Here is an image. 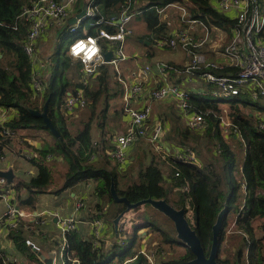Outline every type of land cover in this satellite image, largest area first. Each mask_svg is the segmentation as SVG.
<instances>
[{"label": "trees", "instance_id": "obj_1", "mask_svg": "<svg viewBox=\"0 0 264 264\" xmlns=\"http://www.w3.org/2000/svg\"><path fill=\"white\" fill-rule=\"evenodd\" d=\"M34 1L0 0V106L16 111L5 124L14 132L26 128H44L52 134L53 143L45 145L40 153L43 156L48 154L62 156L69 165L63 186L57 192L72 188L85 180H97L99 182L98 192L100 198L104 202L114 203L117 207L113 216L106 214V217L111 221L112 218H117L126 209L124 203H118L114 200L111 193L112 183L115 184L118 195L127 197L132 203L147 198L166 199L175 208H184L189 216V212L193 210V223L190 222L189 224L196 231L207 256L210 254L214 239L213 227L219 213L225 209L222 227L219 232L218 262L220 264H230L229 259H222L219 254L221 243L224 241L230 225L229 219L235 215L236 230L242 232L244 241V245L237 251L236 264H264V235L258 237L254 227L255 219L264 217V131L258 126L259 114L264 111V103H262L264 99L261 96L254 99L251 92L246 88H243L239 94L228 97L192 93L190 103L196 110H212L206 115V119L208 125L209 123L216 124L218 129L215 133L221 147L218 158H213V161L205 166L179 161L183 159L178 158L187 155L189 149L196 152L195 149L198 148V145L194 142L196 141L195 138H188V131L192 130L189 128H186V130L176 123L175 128L180 138L174 139L173 143L182 148L176 152L175 149L171 150V155L167 156V159L170 160L169 163L173 164L171 170L167 173L163 171L162 167L165 164L162 160L158 161L156 155L151 156L149 163H146L147 156H145L143 158L145 163L138 175L130 177L126 170L120 168L118 163L111 164L113 158L107 152V150L111 151L115 148L112 147L104 133L109 96L106 82V65L99 67L98 73L91 76L94 83L91 81L87 85H83V83L73 85L66 77L65 72L62 71L59 62H56L54 66V64L50 65L49 59H45L51 72L47 74L46 90L42 102L39 104L38 97L35 96L32 88L33 65L24 49L29 24L27 22H17L22 10L31 6ZM138 1L134 0V5ZM182 1L184 0H145V4L140 10L142 18L150 31L145 36L147 39L149 38L151 41L153 38L168 36L169 24L161 21L159 10ZM190 1L195 6L191 13L193 19L200 20L207 26L213 25L226 30L234 26V21L216 7L217 0ZM124 2L125 0H101L100 4H103L105 11L108 12ZM80 5L79 2L78 6ZM108 28L113 30L110 27ZM57 35L59 40H63L66 37L70 38L71 32L66 26L58 29ZM77 35L81 36L82 30L79 29ZM199 51L205 52L203 48ZM52 54L58 59L61 54L60 48H55ZM81 66V62H78V67ZM233 70V68L208 69L204 67V69L196 71L195 76L201 78L202 88L205 87L207 91L213 92L215 88L209 86L206 82L213 85L215 83L205 80L202 73L210 71L218 75H226ZM72 85L74 86L73 90L84 88L87 98H90L87 101V106L91 107L89 119L75 135L67 127L66 115L61 111L64 98ZM215 86L217 87V85ZM46 101H48V115L59 131V137H56L46 128L43 117L31 112V109L43 110ZM221 103L229 104L230 113L222 112ZM100 104L105 105V108L101 111L103 122L96 124L101 135L98 144L95 145L92 133L95 128V119L100 114L97 112V107ZM247 108L250 109L249 112H245ZM57 109H60L61 116L56 115ZM214 112L226 116L236 128L233 131V139L240 137L245 143V155L241 164H238V155L233 146L221 135L218 126L219 118ZM1 132L2 127L0 126V149L11 147L13 138L4 136ZM171 137L172 135L167 136V138ZM143 139L147 140L146 138ZM197 153L199 154L198 150ZM93 155L98 159L92 161ZM199 159L201 160L200 157ZM135 162L136 159H133L130 162V167ZM237 169L240 170L241 178L236 176ZM50 182V169L44 164H39L37 176L33 177L28 184L22 183L30 191V194L26 198L18 196L20 204L35 206V194L45 192ZM191 201L194 202L192 209ZM98 210L101 212L98 213ZM98 210L96 211V218H101V216H104L101 206L98 207ZM151 226L152 231L159 233L162 237L160 238L161 242L157 244L159 246L157 254L154 253L153 258H150L147 253L140 252L136 247L139 242L138 237L141 235L139 231L142 228ZM21 228L22 226L10 230V237L20 249L26 245V239ZM133 231V237L127 244L126 249L119 255L117 254V247L120 244L126 245L125 240L123 241L122 238H118L110 249H104L101 244L96 246L94 241L83 239L77 230L70 232L67 235L68 248L66 251L70 252L71 255L74 252V257L78 259L79 263L67 260L66 264H113L117 255L119 259L117 264H193L192 260L195 255L190 247L178 237L177 232L174 236L149 218H146L144 223L135 225ZM162 243L172 246L185 245L187 249L180 256L166 259L161 256L164 254ZM146 248L149 252L148 246ZM0 264H2L1 258Z\"/></svg>", "mask_w": 264, "mask_h": 264}, {"label": "built area", "instance_id": "obj_2", "mask_svg": "<svg viewBox=\"0 0 264 264\" xmlns=\"http://www.w3.org/2000/svg\"><path fill=\"white\" fill-rule=\"evenodd\" d=\"M100 1L35 0L31 6L25 7L22 10L17 22H27L29 24L24 49L33 65L32 88L35 95L44 93L47 86L46 71H48L49 64L40 54L38 39L49 32V30L53 32L54 29L66 26L69 28L72 42L69 45L68 54L82 64L81 73L84 77L81 83L83 85H87L89 78L98 73L99 67L105 64H117L119 61L127 59L124 49L127 37L133 33L130 23L135 15L133 9L134 0H125L124 3H120L117 11L109 14L101 11ZM79 2L81 3L80 6H78ZM84 5H86L84 14L78 17L75 23L69 24V19L84 10ZM216 7L234 21V26L227 30L224 29L230 34L229 40L226 44L222 45L221 51L222 56L228 59L226 63H217L209 60L204 52L199 51L211 40L209 36L210 28H208L206 35L201 38H195L192 35L194 30L193 25L199 21L193 19L192 15L187 14L183 8L182 20L188 22L187 27L179 29L175 33L163 38H153L152 43L162 48L177 49L181 47L187 51L189 57H191L190 62L182 68H174L185 77H192L197 73L196 71L204 69V67L208 69H234L226 75L204 71L202 77L207 81L215 83L217 89L213 90V92L199 90L197 93L202 95L209 94L215 97H228L237 95L243 88H246V90L251 92L254 99L258 98V96L264 99V0H217ZM161 13L164 18L168 16L163 12V9L159 10V14ZM187 16L188 18L185 19ZM87 19H92L90 29L85 33L82 31L81 36L77 35L79 29L82 30L83 28V22ZM205 26L208 27L207 25ZM108 27L113 30H110ZM101 40H106L110 43H103ZM79 44H85V47L81 51H77V45ZM114 44H117L118 47L113 48ZM108 51H112L113 56L111 61L106 62L104 55ZM157 67L161 73L168 70L166 63L158 62ZM170 68L172 67L170 66ZM149 70H151V66L147 65L144 69L132 74V81L130 83L122 81L125 92L129 97L146 94V100L143 106L139 108H127L132 127L127 134L119 135L116 138V150L113 152V156L120 161H125V150L128 146L137 142L139 138H146L150 141L155 149L162 153L164 157L171 155L170 151L165 147V127L163 123L154 121L152 124L153 111L151 103L153 101H163L169 97L176 98L178 107L186 120L187 128L197 132L208 126L206 115L212 112V110H196L190 103L193 92L184 90L178 84L167 82L166 80L159 87L149 90L145 86ZM87 101L88 98L84 88H78L73 92L67 93L61 110L66 115L74 113L77 109L85 108ZM10 111L16 113L14 109L0 106L1 133L4 136L14 138L17 133L5 125L11 118L9 117ZM214 113L219 118V126L223 132L227 129L224 127V124L231 132L236 130L230 120L217 112ZM258 126L264 131V113L259 114ZM38 156V153H33L31 156H24V158L29 160ZM178 159H183L179 161H187L201 166V160L192 149L188 150L187 155ZM177 174L179 175V173ZM13 192L12 183H9L5 177L0 176V199L7 201V209L0 216V231L5 230L9 232L12 229H18L24 223L23 213L19 210L17 203L12 201L14 199L12 198ZM81 206H83L82 200L78 202V208ZM54 216L57 218L61 243L59 244L58 251L53 253V264H66L67 260L79 263L78 259L66 251L68 248L67 235L78 229L79 220L76 214L73 212L71 215L61 216L55 213ZM41 222H45V220L34 222L30 227L34 228L37 223ZM102 225L101 219H96L92 223V232L96 238L94 240L96 246H100L99 237ZM25 242L33 250H41L31 239H26ZM17 263L18 259L16 256H8L3 259V264Z\"/></svg>", "mask_w": 264, "mask_h": 264}, {"label": "crops", "instance_id": "obj_3", "mask_svg": "<svg viewBox=\"0 0 264 264\" xmlns=\"http://www.w3.org/2000/svg\"><path fill=\"white\" fill-rule=\"evenodd\" d=\"M169 6H174V5H168L167 7ZM166 8L163 9V12H165L167 16L168 13L166 12ZM167 17H169V15ZM160 19L161 21L165 22V18L163 15L162 17H160ZM198 21L200 23L202 22L200 20ZM57 30L58 29H54L53 32H56ZM177 30L179 29H173L169 31L168 35L175 33ZM215 30L220 31L219 33H217V36L219 38L222 33L227 34L228 37H230L229 32L225 31L222 28ZM53 32L52 30H49V32L45 33L42 37L38 39L40 54L44 60L49 59L50 55H52V52L49 53L46 52L48 49L47 43H48V38L50 37L49 34ZM209 33L212 32L209 30ZM192 35L195 38H201L204 36V34L195 30V28L193 30ZM211 41L212 39L203 47V50L205 51L204 53L207 55V57L215 58L217 57V55H222L221 54L222 48L219 47L218 50L215 49L217 43L216 42L212 43ZM101 42L105 43L103 40H101ZM147 43L148 44L150 43L151 45L147 48V50L145 49L130 50V56H128L129 59L127 58L129 60L128 64L127 66H124L128 72V75H124L117 70L118 63L105 64L107 66L106 82H107L108 90L110 85H112V87L114 88L113 90H109L108 100L110 107H108L109 110L107 112V115L112 117V119L115 117V121H116L114 123L115 127H111V130L109 129V125H106L104 127V133L106 135V138L110 141L112 147L115 148L114 150L111 151L107 150V152L110 153V156L115 161V163L112 162L111 164L114 165L118 163L120 165V168L126 170L130 177L138 175L142 167V161L146 155L140 152L141 150L138 144L142 141H147V140L143 138H139L137 142L128 146L127 149L125 150L126 152L125 161H120L119 159L114 157L113 152L116 150V138L119 135L127 134L132 127V123L130 121L127 108L129 107L139 108L143 106L146 100V94L133 95L132 97H129L125 92L124 83L122 81L130 83L132 80L127 81L129 80V76L132 77L133 73H136L144 69L147 65H150L151 70H149L145 80V86L149 90L159 87L161 84H164L165 80L167 82L178 84L179 86L183 85L184 82H188L187 89L186 88H182V89L193 93L198 92L199 90H207V88L205 87L202 88V85L197 86L196 83L199 80H201V78L199 79L195 75H193L192 77H185L179 74V72L174 69V68L179 69L185 66L186 64H188L190 61L184 64H178L173 59H164V58L157 59L155 57L156 55V53L154 52L155 49L152 47L153 44L152 40L151 41L149 40V42ZM208 47H210L209 51L206 50ZM182 50L184 51L185 56L191 60V57H189L187 51H185L184 49ZM141 57L146 58V61L144 63L139 62V59ZM149 58H151L152 62H149L148 60ZM153 58L157 60H153ZM78 62L79 61L76 60L75 67L77 72L79 73L80 78L78 77L76 78V80L75 79L74 80L77 82L79 81V83H81V80L84 77V75L81 73V67L77 68ZM158 62L166 63L168 65V70H166V72L161 73L157 67ZM113 66L118 73L112 70ZM170 66L172 68H170ZM50 72L51 69L50 70L48 69V71H46V74L48 73L50 74ZM92 80L93 79H91V81ZM115 82L118 86L115 85ZM115 87L118 88L116 89ZM73 91H74L73 87H71L69 92H73ZM111 91H114V93H111ZM169 104L171 106L173 104L176 105L175 106L176 109L181 112V115L183 117V121L180 122L179 124L182 128H187L186 120L182 114V111L178 107L176 98L169 97L168 99H165L163 101L157 100L151 103L152 111H153L152 124L154 123V121L163 123L165 127V136H164L165 147L171 153V150L173 151L175 149L176 152L177 150H180L182 147H180L175 143H173L174 145L167 143V136L170 133H173L176 139L180 138L178 137L179 135L177 133V129L175 128L176 119H172L170 117L171 109L170 107L167 106ZM14 114H15L14 111H10L9 117H12ZM72 114L73 113L67 115L65 114V115L66 117H68ZM66 125L70 130L69 127L70 124L68 126V123L66 122ZM79 130L80 129H77V132L75 133H72L71 130L70 132L73 135H75L78 133ZM109 130L111 132H109ZM41 135L42 136L44 135L43 132L41 130H38L37 128L23 129V132L19 133V136L22 138V140L20 139L21 145L18 144V142H16L15 144L13 142L11 147H5L4 149L3 148L0 149L1 151L0 170L4 171V170L12 169L14 172L13 182H9V183H12V186L14 188V192L12 194V198L14 199H12V201L17 203L19 210L24 215L23 217L24 223L21 228L23 231V236L25 237V239L33 240L36 244H38L41 247L40 251H35L29 245L26 244L22 249H20L16 245V243H14L13 239L10 237L11 231L9 232L5 230L0 231V258L2 264L4 257H8V256H16L18 259L17 264H47L49 259L52 258L53 253H55V251H58L59 244L61 243V237L57 226V218L54 216L55 213H58L61 216H68L74 212L79 220L78 229H77L78 233L82 236L83 239L91 240V241H94L96 239L92 232V223L96 219H101L103 225L101 227L99 242L104 249L107 248L110 249L111 246H113V244L117 240L114 219L112 218L113 220L111 221L106 217V214H110L113 216V213L116 211L117 207L115 209L116 205L114 203L104 202V200L100 198L98 192L99 182L97 180L95 179L85 180L78 183L76 186L72 188H68L66 190H63L62 192H57L63 186L65 180V174L68 170V167L65 165L66 162H64V164L62 163L59 167V170H64L66 167L67 170H65L64 172L60 171L62 173L60 175L57 173L58 171L57 167L55 165H52L51 163L52 160L54 159L59 160L62 159L63 157L53 154H48L47 156H43L40 153V150L48 143L47 141L39 138V136ZM100 135L101 134L98 128L96 127V121H95V128L93 129V133H92L93 142L95 145L98 144ZM227 137L228 136H225L224 138L227 140ZM147 142L150 145L154 146L150 141ZM33 153H38L39 156L33 157L32 159L29 160L24 158V156H31ZM244 155H245V151H244ZM165 158H167V156ZM91 159L92 161H95L98 159V157H95V155H93ZM133 159H136L134 165H138V166L134 167L133 165L132 167H130V162ZM150 161H151V157L147 163H149ZM39 164H44L50 169L51 182L47 187L48 189L45 192L35 194V206L21 205L18 196L22 198H26L30 194V191L27 189L26 186H23V184L30 183V180L33 177L37 176L39 172ZM55 173L56 176L54 177ZM81 200L83 202V206L78 208L77 203ZM112 204L114 206H112ZM99 206H101L103 210L102 213L104 214V216H101V218H96V211L98 210ZM143 206L145 207V205H141L139 207L132 208L123 214L121 221L119 222L120 231L128 230L129 232H131L136 224H139L142 220H145L147 218L148 214L145 215V209H143L142 211L141 209H139L140 207ZM6 209H7V201L0 199V216L6 211ZM100 212L101 211L98 210V213ZM39 220H45V222L37 223L34 228H29L32 223L37 222ZM140 236H143V234L141 233ZM72 255L75 256L74 252L72 253Z\"/></svg>", "mask_w": 264, "mask_h": 264}, {"label": "rangeland", "instance_id": "obj_4", "mask_svg": "<svg viewBox=\"0 0 264 264\" xmlns=\"http://www.w3.org/2000/svg\"><path fill=\"white\" fill-rule=\"evenodd\" d=\"M143 4H145V0H139L133 6V9L135 11V15H134V17L130 23V26L133 29V34L131 36H129L127 38V40L125 41V49H124L125 53L127 55V58H128V56H130V50L131 49H137V50L145 49V50H147V48L149 46H151L150 43L149 44L147 43V42H149V40L147 39V37H145L146 34L150 33V31L148 30L147 25H146L144 19L142 18V14H141L140 9L143 6ZM194 7L195 6H194L193 2L190 0H184L180 3H176L174 6L167 7L166 12L168 13L169 17L165 18V22H169V31H171L173 29L186 28L188 25V22L182 20V15H183L182 8L185 9L187 14H191ZM100 8H101V11L103 13L108 14L110 12L112 13V12L117 11L118 7H114L112 9H110L108 12L105 11L103 4H101ZM77 9H79V8H77ZM160 17H162V13L160 14ZM186 18H188V16L185 17V19ZM85 21H87V22H85ZM85 21L83 22V28H82V31L84 33L90 29L92 19H87ZM194 28H195V30L199 31L200 33H202L204 35L207 34V30H208V28H210L212 33H210L209 36L212 39V41H211L212 43H215V42L217 43V46L215 48L217 50L219 49V47L223 48L222 45L227 43V41L229 40L228 35L224 34V33H222L220 38H219L217 36V33H219L220 31L215 30V29H219V28H215L213 25H209L208 27H206L203 24V22H201V23L198 22L194 25ZM57 32H58V30L49 35L50 37L48 38V43H47L48 49H47L46 53H49V52L53 53L55 48H57V49L60 48L61 54L58 57V59L55 56H53V54L50 55L49 63H50V65L54 64V66H55L56 62H59V65H60L62 71L65 72V75L68 78V80L71 81V83L73 85H75L76 83H79V81L77 82L75 80L78 77L80 78V76H79V73L77 72L76 67H75L76 66V60L73 59L68 54V48L72 42V35L70 38L66 37L63 40H59ZM103 41L105 43H110L106 40H103ZM117 47H118L117 44L113 45V48H117ZM152 47L155 49L154 52L156 53L155 57L157 59H160V58L173 59L178 64H184V63L190 61V59L185 56L184 51L180 47L177 49L162 48V47L156 46L155 44L154 45L152 44ZM209 49H210V47H208L206 50L209 51ZM128 59H126L125 61H119L117 64V70L124 75H128V72L124 67V66H127L128 61H129ZM157 59L153 58V60H157ZM208 59L215 61L217 63H226L228 61V59L223 57L222 55H217V57H215V58L209 57ZM148 60H149V62H152L151 58H149ZM145 61H146V58L141 57L139 59L140 63H144ZM77 68H80V67H78V63H77ZM112 70L114 72L118 73L117 70L114 68V66L112 67ZM91 78L92 77L89 78L88 84L91 82ZM131 79H132V77L129 76V80H127V81H130ZM93 81H92V83H94ZM187 83L188 82H184L183 85H180V88H186L187 89V87H188ZM196 84H197V86L202 85V81L199 80ZM206 84H209V86H212L215 89H217V87L215 85L210 84L209 82H206ZM73 85L71 87H74ZM115 85L118 86L116 84V82H115ZM93 88H95V87H93ZM115 88L117 89L118 87H115ZM113 89L114 88L112 87V85H110L109 90H113ZM111 93H114V91H111ZM43 95H44V93L39 94V95H35L38 97L39 104L42 102ZM89 100H90V98L88 97V101ZM262 103H264V102H262ZM167 106L170 107V109H171L170 117L172 119H176V123H178V124L180 122H182L183 117L181 115V112L176 109V107H175L176 105L173 104L171 106L169 104ZM220 106L223 108V110L221 109L222 112L224 111L223 113H227V114L230 113L231 110H230V106L228 103H221ZM108 107H110L109 106V100H108ZM104 108H105V105L102 106L101 104H100V106L97 107V112H99L100 114H98L96 119H95L96 124H98L99 122H103L101 111ZM108 110H109V108H108ZM108 110H107V112H108ZM59 111H60V109L56 110L57 116H61V113ZM249 111H250L249 108H247L245 110V112H249ZM261 113H264V111ZM90 115H91V107H89V105H88L83 109H77V111H75L72 115L66 117L67 118L66 122L68 123V126L70 124L69 127H70L71 132L75 133V132H77V129H81L84 126L85 122L89 119ZM170 117H167V118H170ZM224 117L226 118V116H224ZM105 119H106L105 124L109 125L110 130H111V127H115V125H114V123L116 122L115 117L112 119V117L107 115V117ZM71 121H73V122H71ZM218 126H219V124H218ZM224 127L227 128L224 132L222 131L220 126H219V131L223 137L228 136L227 141L229 142L230 145L233 146V149L236 151V153L238 155V164H241L243 162V159H244L245 143L241 140L240 137L238 139L234 140L233 139L234 133L231 132L225 124H224ZM37 129L41 130L43 132V134L46 136V138H45L44 135L43 136L41 135L42 137L39 136V138L47 141L48 143H53L52 134L47 129H44V128L43 129L37 128ZM184 129H186V128H184ZM110 130H109V132H111ZM217 130L218 129L216 128V124L212 125L209 123L207 128L205 127L201 131H197V132L196 131H188V138H192V139L195 138L196 139V141H194V142L197 143L198 148L195 150H196V152H197V150L199 151V154L197 153V155H199V157L202 160L201 166L208 165L209 162L213 161V158H215V157L218 158V156L220 154L219 152H221V147L219 146L218 138L215 136V133L217 132ZM21 132H23V129L15 132V133H18V135H15L13 138L14 144L16 142H18V144L21 145L20 141L22 140V138L19 136V133H21ZM224 134H227V135H224ZM171 135H172L171 138H167L168 144L173 143L175 141L174 139H176L175 135L173 133L169 134V136H171ZM17 136H18V138H17ZM235 138H237V136H235ZM138 145H139V148L141 150L140 152L147 156L146 163L149 161V159L152 155H156L158 161L162 160L165 163V165H163V167H162L163 171H165L167 173L168 171L171 170L173 164H170L169 163L170 160L167 159L168 157L165 158L164 155L162 153L158 152L154 146L150 145L147 141H142ZM16 149H18V148H16ZM17 152H18V150H17ZM64 162H66V161L62 158L59 160L54 159V160H52V163H51L52 165H55L57 167V170H58L57 173L60 175L62 174L60 171L64 172L65 170H67V167L69 166L68 163L66 162L65 165L67 167L64 170H59L60 165L62 163L64 164ZM112 162L115 163L114 160H111V163ZM144 163L145 162L142 161V165ZM136 166H138V165H136ZM235 173H236V176L238 178L239 177L241 178V173H240L239 169H237ZM55 176H56V173L54 174V177ZM133 177H135V176H133ZM243 202L244 201L242 199V203ZM190 204H191V209H192V207H194V202L191 201ZM112 206H114V205L112 204ZM115 209H116V206H115ZM139 209H141V211L143 209H145V215L148 214L147 218H149L154 223H157V225H159L165 231H168L170 234L175 236V232H177L175 229V225L173 224V221L167 215H165L163 212L157 210L156 208H154L152 205H149V204H146L145 207L143 206V207H140ZM189 214H190V216L187 215V213H186L187 220L189 223L190 222L193 223V210L190 211ZM229 220H230V225L228 227L226 237H225L224 241L221 243V249H220L219 257L222 259H229L230 264H236L237 251L241 246L244 245V241L242 239L243 234L239 230H236L235 215L232 216ZM120 221H121V219H120ZM144 221L145 220H142L139 224L144 223ZM136 225H138V224H136ZM119 226L120 225H118L117 230H115V231H116V233L117 232L121 233L118 236V238H122L123 241L125 240L126 245L120 244V246L117 247V251H118L117 254L118 255L126 249L127 244L129 243V241L131 240V238L133 237V234H134L133 230H132L133 232L132 231L129 232L128 230L120 232ZM254 227L256 230L255 231L256 235L258 237L263 236L264 235V217H260L258 219H255ZM29 228H32V227H29ZM152 230H153L152 226L148 227V228H146V227L142 228L139 231V234L142 233L143 236L138 237L139 242L136 245V247L138 248V250H140V252L147 253V255H149L151 258L154 257V253L157 254L158 247H159V246H157V244L161 242L160 238H162L159 233L154 232ZM59 233H60V230H59ZM60 237H61V235H60ZM36 245L39 246L38 244H36ZM140 245H141V247H140ZM161 245H162V248L164 249V254L161 256H163V258H166V259L171 258V257L180 256L183 253H185V249H187L185 245H174V246H172V245L163 244V243ZM147 246H148L149 252H147V248H146ZM118 255L115 257L113 264L118 263V260H119ZM128 264H131V263H128Z\"/></svg>", "mask_w": 264, "mask_h": 264}, {"label": "water", "instance_id": "obj_5", "mask_svg": "<svg viewBox=\"0 0 264 264\" xmlns=\"http://www.w3.org/2000/svg\"><path fill=\"white\" fill-rule=\"evenodd\" d=\"M85 8L86 5H84V10H82L80 13H78L76 16L72 17L69 20V24L75 23L77 18L84 14ZM104 56L106 62H109L112 59L113 52L108 51L105 53ZM31 112L34 113L35 115L43 117L46 128H48L56 137H59L60 133L55 127V125L52 123L48 115V101H46L43 110L31 109ZM0 176L5 177L8 180V182H13L14 172L12 169L4 170V171L0 170ZM111 193L116 202L124 203L126 205V209L122 211L116 219H114L115 230H117L119 221L126 211L132 208L139 207L141 205L150 204L157 210L163 212L174 222L178 237L182 239V241H184V243L190 247L191 251L195 255V258L192 260L193 264H220L217 260L219 247H220L219 232L222 227L225 209H223L219 213L217 221L213 227L214 239L211 246L210 254L207 256L196 231L190 227V224L186 217V210L184 208L177 209L174 206H172L166 199L147 198L132 203L129 201L127 197L125 196L121 197L118 195L114 183H112L111 186ZM119 235L120 234L117 232L116 233L117 239ZM47 264H53L52 258L49 259Z\"/></svg>", "mask_w": 264, "mask_h": 264}, {"label": "bare ground", "instance_id": "obj_6", "mask_svg": "<svg viewBox=\"0 0 264 264\" xmlns=\"http://www.w3.org/2000/svg\"><path fill=\"white\" fill-rule=\"evenodd\" d=\"M85 22H87V21H85ZM77 47H78L77 51H81L83 49V47H85V44H79V45H77Z\"/></svg>", "mask_w": 264, "mask_h": 264}]
</instances>
